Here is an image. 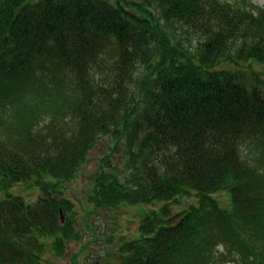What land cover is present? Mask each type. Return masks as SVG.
<instances>
[{
  "label": "trees",
  "instance_id": "16d2710c",
  "mask_svg": "<svg viewBox=\"0 0 264 264\" xmlns=\"http://www.w3.org/2000/svg\"><path fill=\"white\" fill-rule=\"evenodd\" d=\"M252 2L0 0V264H52L83 239L66 193L103 139L83 210L155 207L103 264H264Z\"/></svg>",
  "mask_w": 264,
  "mask_h": 264
},
{
  "label": "rangeland",
  "instance_id": "374dc122",
  "mask_svg": "<svg viewBox=\"0 0 264 264\" xmlns=\"http://www.w3.org/2000/svg\"><path fill=\"white\" fill-rule=\"evenodd\" d=\"M131 1L141 2V0ZM252 3L264 7V0H253ZM109 144L108 139L100 140L91 153L92 160L82 169L81 174L73 183L71 191L66 193L67 197L76 204V211H78L76 222L79 225L78 232L82 234L83 239L80 242L71 241L64 257L49 250L46 256L52 264H103L110 255L118 251L117 249L127 239L136 235L145 210L155 208L154 206L136 205L133 207L124 204L111 211L100 210L94 216H90L83 210L85 208L92 211L87 200L92 192L89 187L92 184L93 175L98 171V161L102 155L108 152ZM13 191L24 196L28 202H31L37 195L33 193L37 189L35 187L28 189L25 183L20 184ZM217 197L224 208L228 209L232 206L230 193L219 192ZM155 206L159 208V204H155ZM182 208L183 206L176 209ZM62 217L64 220L66 219L65 212ZM62 217L60 216V220ZM89 222L93 224V230L89 227Z\"/></svg>",
  "mask_w": 264,
  "mask_h": 264
},
{
  "label": "water",
  "instance_id": "95a60500",
  "mask_svg": "<svg viewBox=\"0 0 264 264\" xmlns=\"http://www.w3.org/2000/svg\"><path fill=\"white\" fill-rule=\"evenodd\" d=\"M60 212H61V216H63V212H62V210H60ZM61 221H62V222L64 221V217L61 218Z\"/></svg>",
  "mask_w": 264,
  "mask_h": 264
}]
</instances>
